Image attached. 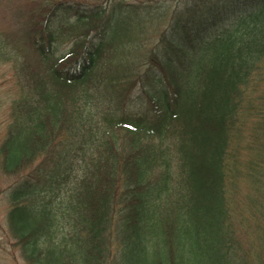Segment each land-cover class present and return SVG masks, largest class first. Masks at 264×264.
I'll return each instance as SVG.
<instances>
[{
  "label": "trees",
  "instance_id": "16d2710c",
  "mask_svg": "<svg viewBox=\"0 0 264 264\" xmlns=\"http://www.w3.org/2000/svg\"><path fill=\"white\" fill-rule=\"evenodd\" d=\"M69 1L20 0L0 29L18 90L0 170L17 176L6 221L23 259L264 264V0H185L146 49L150 5Z\"/></svg>",
  "mask_w": 264,
  "mask_h": 264
},
{
  "label": "rangeland",
  "instance_id": "374dc122",
  "mask_svg": "<svg viewBox=\"0 0 264 264\" xmlns=\"http://www.w3.org/2000/svg\"><path fill=\"white\" fill-rule=\"evenodd\" d=\"M119 1L124 2L121 4L124 7L129 4L138 6L139 13L142 15L146 13V9L142 10V5H150L148 7L150 10H147V18L141 34V37H143L142 42L146 49L154 44L160 31L165 28L168 21V16L165 15L176 12L177 9L182 10L183 1L185 0H70L69 2H78L87 5L99 4L102 7L110 6L108 8L111 9L114 4ZM3 2L4 1L0 0V29L6 31L15 24L16 19L14 15L16 14L13 13L19 7L18 3L20 0H15L14 2L13 0L7 1L8 3L5 8L2 7ZM10 2H12L11 5ZM163 13L165 15L160 16V14ZM6 18H8V20ZM69 18H71L70 15ZM21 39H23V37ZM71 45H73V43L70 40L63 38L58 41L57 48L58 51H65L71 47ZM15 72L16 70L15 67L12 66V63L0 61V142L4 136L6 125L10 120L11 102L18 95ZM138 86L137 84L136 87ZM139 96L145 97L142 90L135 88L131 91L129 98L138 99ZM138 101H140L139 104H135L132 109L133 111L141 112L146 108L148 99H138ZM16 179L17 176L8 175L0 170V264H27L21 256L20 250L15 245L14 239L8 234L6 221V213L9 206L6 194L8 187L14 183ZM169 236L172 235L170 234Z\"/></svg>",
  "mask_w": 264,
  "mask_h": 264
}]
</instances>
